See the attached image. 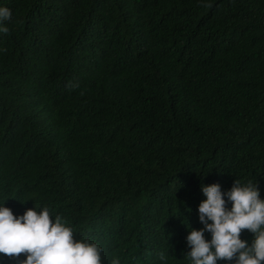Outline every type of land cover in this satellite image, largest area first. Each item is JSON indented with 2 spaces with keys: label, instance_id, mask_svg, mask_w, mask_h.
<instances>
[{
  "label": "trees",
  "instance_id": "16d2710c",
  "mask_svg": "<svg viewBox=\"0 0 264 264\" xmlns=\"http://www.w3.org/2000/svg\"><path fill=\"white\" fill-rule=\"evenodd\" d=\"M0 7V206L47 207L102 264H192L202 185L264 200V0Z\"/></svg>",
  "mask_w": 264,
  "mask_h": 264
},
{
  "label": "clouds",
  "instance_id": "9594fccd",
  "mask_svg": "<svg viewBox=\"0 0 264 264\" xmlns=\"http://www.w3.org/2000/svg\"><path fill=\"white\" fill-rule=\"evenodd\" d=\"M11 15L9 8L0 7V23ZM0 32L7 34L9 29L0 27ZM202 193L206 199L198 212L203 228L192 229L186 237L192 264H264V200L258 185L236 180L226 193L219 184L202 185ZM243 230L254 234L250 246L241 239ZM205 232L211 233L210 241ZM102 253L98 243L75 240L73 229L60 215L53 219L47 207L39 212L29 209L16 217L11 209L0 206V254L14 258L26 254L21 264H102ZM160 260H165L163 253Z\"/></svg>",
  "mask_w": 264,
  "mask_h": 264
}]
</instances>
